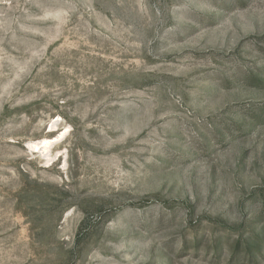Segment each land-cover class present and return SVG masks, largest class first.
<instances>
[{"label":"rangeland","instance_id":"rangeland-1","mask_svg":"<svg viewBox=\"0 0 264 264\" xmlns=\"http://www.w3.org/2000/svg\"><path fill=\"white\" fill-rule=\"evenodd\" d=\"M0 264H264V0H0Z\"/></svg>","mask_w":264,"mask_h":264}]
</instances>
